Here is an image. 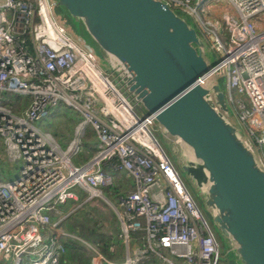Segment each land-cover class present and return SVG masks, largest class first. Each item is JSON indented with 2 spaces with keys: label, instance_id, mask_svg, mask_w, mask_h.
<instances>
[{
  "label": "built area",
  "instance_id": "1",
  "mask_svg": "<svg viewBox=\"0 0 264 264\" xmlns=\"http://www.w3.org/2000/svg\"><path fill=\"white\" fill-rule=\"evenodd\" d=\"M163 1L207 38L229 111L253 136L256 151L248 143L264 166V0ZM66 31L52 0L0 1V92L27 96L18 111L0 98V143L7 160L19 161L18 174L0 181V257L57 264L64 241L74 237L60 223L76 207L58 204L99 197L115 214L123 257L107 259L79 238L89 254L85 264H141L154 256L162 264H217L219 239L150 130L152 115L136 113L94 52ZM57 103L83 117L63 147L34 124ZM86 125L95 133L94 150L75 164ZM120 171L130 186L112 201L102 187Z\"/></svg>",
  "mask_w": 264,
  "mask_h": 264
},
{
  "label": "water",
  "instance_id": "2",
  "mask_svg": "<svg viewBox=\"0 0 264 264\" xmlns=\"http://www.w3.org/2000/svg\"><path fill=\"white\" fill-rule=\"evenodd\" d=\"M104 53L151 114L234 264H264V166L213 71L195 26L163 0H52Z\"/></svg>",
  "mask_w": 264,
  "mask_h": 264
},
{
  "label": "rangeland",
  "instance_id": "3",
  "mask_svg": "<svg viewBox=\"0 0 264 264\" xmlns=\"http://www.w3.org/2000/svg\"><path fill=\"white\" fill-rule=\"evenodd\" d=\"M1 1V0H0ZM172 9L179 15H183L181 13V10L177 7H172ZM52 14L54 19H56L57 21L61 22L66 28H67V35L83 50H92L95 54V57L97 59V63L99 68L101 69V71L105 74H109L110 77L113 79V81L115 82V84L120 88V90L124 93V95L127 96V98L130 100L133 109L136 113L138 114H143V110L140 107V105L133 100L132 98H130V96L127 94V92L124 90V88L120 85V83L118 82L117 78L114 76L113 73H110V71L108 70L107 64H106V60H105V55L104 53L97 47V45L94 44V42L85 34L84 30L81 28L79 31H76V29L74 28V26L71 25V21L69 19V17L67 16V14L65 13L64 9L60 6V5H56L53 4L52 1ZM260 15H263V13L261 12ZM185 19L189 20V16H184ZM222 26V22L218 21L217 22V27L218 29ZM197 31V29H196ZM197 33L202 37V39H204L207 43V38H203V36L199 33V31H197ZM221 39L224 41L225 40V36L221 35ZM209 45V44H208ZM211 50V49H210ZM212 51V50H211ZM212 55L214 60L216 59L217 55L215 52L212 51ZM218 82L220 84V87L223 89H225V81L221 78L218 79ZM6 96V94L4 92H0V98L2 99V101H4V97ZM9 97V96H6ZM9 99H11V97H9ZM24 105V103H23ZM21 105V107L23 106ZM20 107V108H21ZM52 107H49L48 110H52ZM58 111L57 114H48L46 115L42 120H35L34 124L36 126H38L40 129L43 130H47V131H52L55 130L57 132L56 135V139L58 140V142L60 143V145L63 147L66 142L73 136V129L74 126L82 120V115L77 112L74 108H72L71 106L68 105H64V103L62 105H60L59 107L54 108V112ZM230 117L233 120L234 123H236L235 118L233 117V115L230 112ZM243 131V133L245 134V136L251 141L254 150L256 151L255 148V143H254V139L253 136L250 135L245 127L241 124H237ZM150 130L152 131V133L156 136L157 140L159 141L161 147L164 149V151L167 153L166 149L164 148V140L165 138L163 137L158 125L156 124V122H152L151 124H148ZM85 131V136L90 140L92 138V133L90 131V128L88 125L85 126L84 128ZM1 144V143H0ZM2 145V144H1ZM3 147V146H2ZM91 154L90 153H82V152H78L76 155L71 156V161L75 164L78 163H84L85 161L88 160L89 156ZM168 157L170 158L171 162L173 163V165L175 166V168L177 169L185 187L187 188L188 192L193 196V198L196 200V198L194 197V193L192 192V190L190 189L187 181L184 179L183 175L181 174L180 170L178 169L177 165L175 164L174 160L171 158V156L167 153ZM6 156V155H5ZM7 159V157H6ZM18 167H19V161L15 160L13 162V165L10 166H6L4 167V173L3 176L0 177V181H5L7 179L13 178L18 174ZM116 173V172H115ZM120 175H124L125 173L123 171L117 172ZM105 187V186H104ZM102 187V189L104 188ZM112 193V192H111ZM111 193H108L105 189H103V194L109 195ZM115 193V192H113ZM108 198H110L112 201H115L116 199H114V197H109L106 196ZM84 200H77L74 203H70L68 205V210L73 208V207H78ZM197 201V200H196ZM89 202L91 204H94L98 210V213L103 217L102 219V228L106 231H110L111 230V226H112V216L115 215L113 213V211L111 210L110 207H108L107 205L103 204L102 202H100V198L99 197H92ZM198 203V201H197ZM75 207V208H76ZM198 207L199 209L203 212V214L206 216V218L208 219L209 223L210 219L209 217L206 215L205 211L203 210L202 206L200 205V203H198ZM74 208V209H75ZM73 209V210H74ZM72 211V210H71ZM65 218V217H64ZM116 218V217H115ZM212 228H213V232L215 233L216 236L218 235V232L216 229H214L213 225L211 224ZM131 240H132V232L129 233ZM218 238V237H217ZM220 245H219V250H218V255H217V264H234V260H233V256H227L226 252L227 249H224V245L222 244V242L220 241ZM87 251V250H86ZM88 253V251H87ZM170 257V256H169ZM173 261L178 262L179 259L178 258H172ZM59 263V262H58ZM57 263V264H58ZM0 264H9L8 260H3L0 257ZM141 264H147V261H143ZM151 264H162L161 260H159L156 256H154L153 258V263ZM167 264V263H166Z\"/></svg>",
  "mask_w": 264,
  "mask_h": 264
},
{
  "label": "trees",
  "instance_id": "4",
  "mask_svg": "<svg viewBox=\"0 0 264 264\" xmlns=\"http://www.w3.org/2000/svg\"><path fill=\"white\" fill-rule=\"evenodd\" d=\"M3 92L6 96L11 97V99L8 97V102L12 104L13 111H18L21 105L27 100V96H21L20 94L6 90ZM62 104L63 103L49 105L48 108L52 107L53 109L48 110L47 108L48 113L46 115L50 113L57 114L58 111L54 112V108ZM90 131L92 133V138L89 140L84 132V135L80 139V149L78 152H82L83 154H91L93 152L95 133L91 128ZM51 133L56 137L57 132L55 130H52ZM5 165L8 167L13 165V162L6 159L4 149L0 144V177L3 176ZM113 173L115 176L112 184L105 186L103 189L108 193L112 192L109 195L104 194L105 196L114 197V199H116L118 195L127 193L130 185L124 176L117 172ZM90 199L84 200L78 207L70 211L60 223V225L67 232L73 234L74 237H69L64 241V252L61 254L58 264H85L87 262L89 254L79 238L95 245L99 252L107 259L120 260L123 257V243L121 235L119 234V226L115 215L112 216L113 221L111 230L109 232L104 230L102 228V219L104 216L98 213L96 206L89 202ZM69 202L71 203L72 201L58 204V207L62 210H66Z\"/></svg>",
  "mask_w": 264,
  "mask_h": 264
},
{
  "label": "crops",
  "instance_id": "5",
  "mask_svg": "<svg viewBox=\"0 0 264 264\" xmlns=\"http://www.w3.org/2000/svg\"><path fill=\"white\" fill-rule=\"evenodd\" d=\"M59 260H60V259H59ZM151 263H153V260H152V261L147 260V264H151Z\"/></svg>",
  "mask_w": 264,
  "mask_h": 264
},
{
  "label": "flooded vegetation",
  "instance_id": "6",
  "mask_svg": "<svg viewBox=\"0 0 264 264\" xmlns=\"http://www.w3.org/2000/svg\"><path fill=\"white\" fill-rule=\"evenodd\" d=\"M87 35V34H86Z\"/></svg>",
  "mask_w": 264,
  "mask_h": 264
}]
</instances>
